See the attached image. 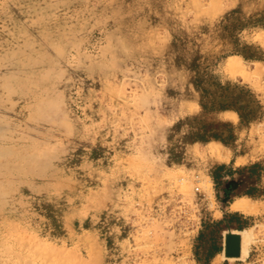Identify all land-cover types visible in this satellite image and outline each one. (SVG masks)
Returning <instances> with one entry per match:
<instances>
[{"label":"rangeland","instance_id":"rangeland-1","mask_svg":"<svg viewBox=\"0 0 264 264\" xmlns=\"http://www.w3.org/2000/svg\"><path fill=\"white\" fill-rule=\"evenodd\" d=\"M32 1L0 0V264H264V0Z\"/></svg>","mask_w":264,"mask_h":264},{"label":"trees","instance_id":"trees-1","mask_svg":"<svg viewBox=\"0 0 264 264\" xmlns=\"http://www.w3.org/2000/svg\"><path fill=\"white\" fill-rule=\"evenodd\" d=\"M239 97L241 96L239 95ZM239 100L240 99L238 98L234 101H216V103H212L211 105L203 104V107L208 109H234L240 117V122L243 123L244 121H247L248 119L252 118L254 116V112L253 110L246 111V107L243 104L238 103ZM228 125H232V123L224 121L205 122L195 133V137L202 140H208L212 138L226 140V136L224 135V127Z\"/></svg>","mask_w":264,"mask_h":264},{"label":"bare ground","instance_id":"bare-ground-1","mask_svg":"<svg viewBox=\"0 0 264 264\" xmlns=\"http://www.w3.org/2000/svg\"><path fill=\"white\" fill-rule=\"evenodd\" d=\"M13 2L15 4L16 10L19 13L30 14L31 16L36 17L35 19H33V20H35V23L39 22L40 13H47V10H48L47 5H49V4H45V5H43L44 7H41L39 5L34 4L32 0H13ZM12 11H8L7 13H9L8 16H9V19L11 20L12 24L15 25L17 22V19L14 16ZM23 36L26 39L29 38L28 35L26 34V32H23ZM6 60H7V58H3L2 63H7ZM236 207L245 209L246 205L244 203L237 202ZM248 240L249 239L247 237V238H245V240L243 242V247H242V252H241L242 255H245L248 252Z\"/></svg>","mask_w":264,"mask_h":264},{"label":"water","instance_id":"water-1","mask_svg":"<svg viewBox=\"0 0 264 264\" xmlns=\"http://www.w3.org/2000/svg\"><path fill=\"white\" fill-rule=\"evenodd\" d=\"M241 234L239 232L230 231L226 234V249L227 257H239L241 254Z\"/></svg>","mask_w":264,"mask_h":264}]
</instances>
